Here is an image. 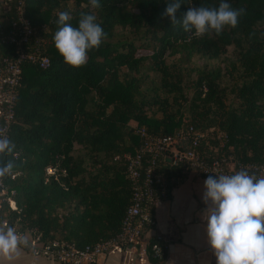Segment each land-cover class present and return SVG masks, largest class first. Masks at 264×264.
I'll return each mask as SVG.
<instances>
[{"label":"trees","instance_id":"trees-1","mask_svg":"<svg viewBox=\"0 0 264 264\" xmlns=\"http://www.w3.org/2000/svg\"><path fill=\"white\" fill-rule=\"evenodd\" d=\"M169 2L98 0L94 9L90 0H24L25 16L43 39L41 53L49 66L22 65L6 134L15 147L0 156V165L13 163L0 178V222L21 231L33 228L41 242L60 240L77 248L114 236L131 187L123 162L113 156L142 144L140 128L153 136L187 125L213 128L225 134L226 142L220 147L206 137L198 148L203 159L218 157L229 146L242 162L264 163V0H226L233 9H244L238 25L203 37L162 18ZM220 2L181 0L176 16L182 18L188 7ZM60 12L71 15L74 27L81 13L95 14L106 34L76 69L64 63L53 44ZM229 46L232 55L222 67L189 65L194 56L215 60ZM3 52L13 51L7 46ZM148 71L157 76L156 83ZM223 75L229 80L225 86ZM76 148L82 153L75 154ZM161 163L165 180L156 187L157 196L162 188V198L169 199L175 182H169L171 172ZM48 165L64 174L46 177ZM11 173L16 175L10 178Z\"/></svg>","mask_w":264,"mask_h":264},{"label":"built area","instance_id":"built-area-1","mask_svg":"<svg viewBox=\"0 0 264 264\" xmlns=\"http://www.w3.org/2000/svg\"><path fill=\"white\" fill-rule=\"evenodd\" d=\"M42 44L43 39L25 16L24 0H0V136H6L13 120L23 63L28 62L41 69L49 66L48 57L41 53ZM7 46L12 48V55L3 52V48ZM137 132L143 137L142 144L132 153L124 152L113 156L114 161L123 162L131 187L129 204L114 236L77 248L72 243L60 240L41 242L40 233L35 229L21 231L12 226L16 234L26 241L18 245L33 255L49 258L60 264H94L100 255L136 246L151 260L162 261L167 246L154 231L153 216L154 203L164 196L162 188L158 196L156 190L165 180L164 173L158 170L161 162L171 172L169 182H177L179 179L174 171H192L206 179L208 175L234 174L239 170H247L257 178H264V163L242 162L231 153L229 146L218 157L203 159L198 148L206 137L212 136L220 147L226 142L225 134L213 128L198 130L187 125L162 136L146 134L142 128ZM58 171L64 174V170L56 166L48 165L44 168L46 177L55 175ZM15 175L11 173L10 178ZM0 190L3 191L1 185ZM6 200L14 208L13 201L9 197ZM8 227L10 226L0 222V228L6 230Z\"/></svg>","mask_w":264,"mask_h":264},{"label":"clouds","instance_id":"clouds-1","mask_svg":"<svg viewBox=\"0 0 264 264\" xmlns=\"http://www.w3.org/2000/svg\"><path fill=\"white\" fill-rule=\"evenodd\" d=\"M90 4L94 9L100 7L98 0H90ZM180 7L181 0H171L162 18L167 17L173 26L179 24L186 33L194 31L197 37L235 28L244 13V9L235 10L221 0L218 7H188L178 19ZM71 19L68 12L59 13L53 44L64 63L76 69L86 63L90 50L99 48L106 34L95 14L81 13L78 27L70 23ZM14 147L9 138L0 136V156L12 154ZM12 168L11 161L0 165V178ZM201 199L206 206L205 242L215 264H264V178L247 170L208 175ZM20 243L26 241L13 228H0V256L8 257Z\"/></svg>","mask_w":264,"mask_h":264},{"label":"crops","instance_id":"crops-1","mask_svg":"<svg viewBox=\"0 0 264 264\" xmlns=\"http://www.w3.org/2000/svg\"><path fill=\"white\" fill-rule=\"evenodd\" d=\"M231 166V163H229ZM206 179L192 171L183 172L170 189V198H159L153 206L154 231L166 243L162 262L151 260L139 247L112 250L96 258L94 264H215L204 237L205 205L202 203ZM0 264H60L33 255L17 245Z\"/></svg>","mask_w":264,"mask_h":264},{"label":"rangeland","instance_id":"rangeland-1","mask_svg":"<svg viewBox=\"0 0 264 264\" xmlns=\"http://www.w3.org/2000/svg\"><path fill=\"white\" fill-rule=\"evenodd\" d=\"M231 55H232V48L229 46V47H227L226 52L215 60H207L204 58H200L198 56H194V57H192L189 65H193V66L205 65L207 67H214V66L218 65V66L222 67L225 64L226 60L231 57ZM170 60H171V57H166V62H169ZM148 76H149L150 80H152L155 83L157 82V76L154 73L148 71ZM220 84L222 86L229 84V80L227 79V77L225 75H223L220 78ZM74 153L75 154L76 153H82V150H78V148H76Z\"/></svg>","mask_w":264,"mask_h":264}]
</instances>
